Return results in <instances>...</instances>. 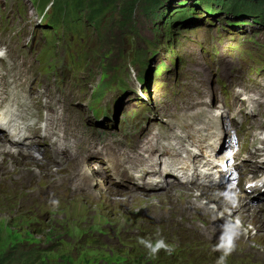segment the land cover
I'll return each mask as SVG.
<instances>
[{"label":"rangeland","instance_id":"374dc122","mask_svg":"<svg viewBox=\"0 0 264 264\" xmlns=\"http://www.w3.org/2000/svg\"><path fill=\"white\" fill-rule=\"evenodd\" d=\"M34 1L0 0V3L14 2L29 27L34 21ZM230 1L236 0H227ZM248 1L263 13L264 1ZM154 4L148 14L136 15L134 38H122L117 27L118 15L110 19L107 30L112 27L113 31L108 43L114 42V46L90 42L91 37H85L86 31L81 27L58 37L50 35L58 41V51L81 47L88 59L82 72V94L74 103H81L85 110L89 99L105 85L113 86L109 92L117 90L114 85L120 82L134 88L139 77H145L160 63L178 70L177 73L182 71L190 79L195 72L202 78L207 75L205 70L210 65L205 56L218 40L215 32L195 27L199 25L180 28V24H170L167 16L171 10L155 9ZM165 22L169 23L167 28ZM259 29L257 36L247 29L244 37L226 45L225 50L232 55L227 59L235 56L245 66L243 53L256 46L261 35ZM121 38L125 43L123 52L113 57L112 50ZM103 61L106 65L101 64ZM215 79L212 75L207 85L213 87ZM214 109L215 114L220 112ZM226 144L225 141L223 146ZM3 145L21 153V158L0 153V259L9 258L3 264H22L16 260L18 250L35 253L31 264H113L126 259L114 249H125L140 240L151 246L163 241L165 248L178 243L182 247L172 249L175 258L170 261L175 264H218L225 251L222 245L231 249L224 264H264V189L258 193L256 202H252V195L229 184L213 188L167 185L132 192L105 180L101 185L97 181L92 183L97 178L89 164L91 151L81 152L65 166H56L44 157L25 154L4 140ZM76 168L82 169L79 176L73 172ZM226 186L235 188L234 197L228 198ZM240 197L247 198L246 205L239 204ZM108 205L110 213L104 210ZM247 213L251 219L242 217ZM88 239V245L106 249L98 254L79 252L78 244Z\"/></svg>","mask_w":264,"mask_h":264},{"label":"trees","instance_id":"16d2710c","mask_svg":"<svg viewBox=\"0 0 264 264\" xmlns=\"http://www.w3.org/2000/svg\"><path fill=\"white\" fill-rule=\"evenodd\" d=\"M231 2V1H230ZM251 2V3H250ZM248 0H236L231 2L233 7L242 9L244 11L256 10L252 1ZM34 3L39 7H44L50 4L49 10L51 15V22L55 24L62 23L68 26L70 29L76 28L82 24L85 28L91 30V34H95L99 43L105 46H114V42L110 45L108 38L112 35L113 28L108 25L110 19L114 15H118V30L122 33V38L132 36L136 37V22L135 17L139 12L148 14L149 11L154 8H158L161 4L160 0H35ZM258 11V10H257ZM156 13V11H155ZM157 15V14H156ZM77 24V26H76ZM168 27V24H165ZM109 33L108 35L105 31ZM135 35V36H134ZM119 39V45L112 50V56L118 57L123 52L125 46L124 40ZM124 44V46H123ZM102 60V59H101ZM101 64H105L104 61ZM100 65V64H99ZM110 65V64H109ZM117 87L123 88L125 85L119 83ZM111 85H105L100 87L95 93V99H100L105 93H107L112 87ZM90 239L85 243L78 244V251L83 252H95L103 253L106 249L103 246L92 244L88 245ZM141 241V240H140ZM140 241L131 242L127 248L114 249L115 253L120 254L126 259L122 262H115L113 264H175L170 261L173 260L174 254L172 249L176 247L181 249L182 246L178 243L168 245L167 248H161L155 255L152 254L151 248L148 244L140 243ZM154 247V246H153ZM17 262L22 264H31L34 260V252H22L18 250ZM17 254V253H16ZM9 258L6 256L4 259L1 257L0 264L7 263Z\"/></svg>","mask_w":264,"mask_h":264},{"label":"bare ground","instance_id":"6f19581e","mask_svg":"<svg viewBox=\"0 0 264 264\" xmlns=\"http://www.w3.org/2000/svg\"><path fill=\"white\" fill-rule=\"evenodd\" d=\"M216 117H219V116H221V114H220V112H217L216 113V115H215ZM6 145V144H5ZM5 145H3V139L0 137V153L2 152V153H7V154H9V153H12V155L13 156H16V157H18V158H21V153L17 150V149H15V148H13V147H7V146H5ZM12 146H15V145H12ZM29 156V155H28ZM34 158V157H33ZM230 157H229V155L228 154H221L220 156H219V160L220 161H226V160H228ZM85 163L83 162V164L82 165H84ZM79 167H81V166H79ZM82 168V167H81ZM84 168V167H83ZM82 170V169H81ZM80 170V168H76V170L75 171H73L74 173H75V175L76 176H79L80 174H81V171ZM86 173V172H85ZM88 175V174H87ZM97 179L96 180H94L92 183H94L95 181H97V183L99 184V185H101V183L103 182V180L102 179H100V178H98L97 176H95ZM88 179H89V177H88ZM89 181H90V179H89ZM89 185H90V183H89ZM89 185H88V187H89ZM237 188V187H236ZM143 190H145V189H143ZM202 190H205V189H202ZM234 188H229L228 186H226L225 188H224V192H228V198H230V197H234V195H233V192H234ZM221 192V191H220ZM227 196V195H226ZM240 198H242V197H240ZM245 198V197H244ZM244 198H242V199H239L238 200V198H236V200H238L239 201V204H241V205H246V203L248 202L247 201V198L246 199H244ZM221 199V198H220ZM226 199V198H225ZM252 202H256V201H258V195L256 196V197H253L252 198ZM240 206V205H239ZM110 207V205H108L107 207H105L104 208V210L106 211V212H111L112 210L109 208ZM241 207V206H240ZM240 212H241V210H240ZM244 214V213H243ZM243 218H246V219H251L252 218V216H251V214L250 213H247L246 215H243L242 216ZM253 223H255L256 222V220H253L252 221Z\"/></svg>","mask_w":264,"mask_h":264},{"label":"clouds","instance_id":"9594fccd","mask_svg":"<svg viewBox=\"0 0 264 264\" xmlns=\"http://www.w3.org/2000/svg\"><path fill=\"white\" fill-rule=\"evenodd\" d=\"M140 243L143 244L145 243V241L141 240ZM149 247L151 248L152 254L155 255L161 248H165L166 245L164 244L163 241H160L154 247L151 245H149ZM221 247H224L225 251H224V255L219 258L218 264H224L225 258L228 255L229 251L231 250L230 246L225 247L224 245H222Z\"/></svg>","mask_w":264,"mask_h":264},{"label":"water","instance_id":"95a60500","mask_svg":"<svg viewBox=\"0 0 264 264\" xmlns=\"http://www.w3.org/2000/svg\"><path fill=\"white\" fill-rule=\"evenodd\" d=\"M253 1H258V0H253ZM264 1V0H263Z\"/></svg>","mask_w":264,"mask_h":264}]
</instances>
